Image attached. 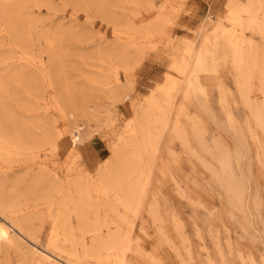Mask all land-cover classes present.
<instances>
[{
    "label": "rangeland",
    "instance_id": "374dc122",
    "mask_svg": "<svg viewBox=\"0 0 264 264\" xmlns=\"http://www.w3.org/2000/svg\"><path fill=\"white\" fill-rule=\"evenodd\" d=\"M134 1L0 0V264H264V0Z\"/></svg>",
    "mask_w": 264,
    "mask_h": 264
},
{
    "label": "bare ground",
    "instance_id": "6f19581e",
    "mask_svg": "<svg viewBox=\"0 0 264 264\" xmlns=\"http://www.w3.org/2000/svg\"><path fill=\"white\" fill-rule=\"evenodd\" d=\"M134 1V0H133ZM135 2V1H134ZM2 12V11H1ZM127 12V11H126ZM132 13V12H131ZM134 13V12H133ZM138 12H136V13H134L135 15L137 14ZM17 14L18 13H15V20H16V18H17ZM20 14V13H19ZM133 15V14H132ZM19 16V15H18ZM126 18V17H125ZM5 19V18H4ZM27 20V21H31V17L30 16H19V18H18V20ZM14 14L7 8V26H9V29L11 30V32L14 34V35H16V36H20L21 35V30L19 31L18 30V28H16L15 27V25H14ZM111 20V19H110ZM114 20V19H113ZM123 20V19H122ZM112 21V20H111ZM125 22V21H124ZM152 23V22H151ZM115 24V23H114ZM22 34H23V32H22ZM23 37V36H22ZM19 39H21V38H19ZM22 41V40H21ZM55 61V60H54ZM14 74L15 73H13L12 75L14 76ZM16 76V75H15ZM17 76H18V74H17ZM68 92V91H67ZM63 97V96H62ZM73 102V101H72ZM75 102V101H74ZM78 103V102H77ZM6 103H4V105H1V107H3L4 108V106H7V105H5ZM65 104V103H64ZM72 104H74V103H72ZM72 107H74V106H72ZM2 108V110H4ZM6 109V108H5ZM77 109V108H76ZM78 110V109H77ZM80 110V109H79ZM76 111V110H75ZM5 112H7V109H6V111ZM3 113H4V111H3ZM5 114V113H4ZM3 117H5V115L3 116ZM6 118H7V115H6ZM1 119H2V117H1ZM5 120H7V119H5ZM3 121H1L0 123H2ZM5 123H6V121H5ZM4 124V123H3ZM3 124H0V131H2V130H4V127H5V124H4V127L2 128V125ZM48 126L50 125V124H47ZM45 128V127H44ZM51 128V127H50ZM2 129V130H1ZM5 132H0V136H2V135H4L5 137H10V136H8L9 134H7V129H6V127H5ZM45 130H47V131H51V129L50 130H48V129H45ZM44 133V132H43ZM45 133H47V134H45V136H49L50 134H48V133H50V132H45ZM52 136V135H51ZM31 137H30V134H29V132L28 131H24V129H23V131L21 132V133H19V136H18V139L17 140H22V141H25V139H26V142L28 143V139H30ZM33 138V137H32ZM37 138V137H36ZM42 138L43 137H39V140L40 141H42ZM47 138V137H46ZM49 139H50V137H48ZM1 139V138H0ZM44 139V138H43ZM37 140V139H36ZM48 140V139H47ZM31 142V141H30ZM38 142V141H37ZM40 143V142H39ZM25 144V143H24ZM31 144V143H30ZM29 144V145H30ZM1 146V145H0ZM122 161V160H121ZM125 165V164H124ZM32 180H33V178H32ZM4 186V185H3ZM128 190L126 191V194L127 195H125V196H127V203L128 202H130L131 200L133 201V198H134V189H133V187H132V185L131 184H129L128 185ZM6 189V188H5ZM3 190H4V187H3ZM137 191V190H136ZM7 193V190L6 191H4L3 192V197H4V195ZM43 194V193H42ZM125 194V193H124ZM4 201V200H3ZM3 201L0 199V211H2V209H3V207H4V203H3ZM6 201V200H5ZM11 202H12V200H11ZM10 202V204L9 205H11V204H13V202L11 203ZM8 205V204H7ZM129 205V204H128ZM12 206V205H11ZM13 206H14V204H13ZM12 206V207H13ZM5 208V207H4ZM6 209V208H5ZM1 213V212H0ZM9 218V217H8ZM14 218V217H13ZM10 219H12V218H10ZM14 220V219H13ZM14 223L17 225V226H19L21 229H23V226H21V221H20V219H17V220H14ZM8 225V224H7ZM7 225L5 224V223H2V222H0V242H2V241H5V240H7V239H9V234H10V232H9V230H8V227H7ZM33 234V233H32ZM99 242V241H98ZM97 242V243H98Z\"/></svg>",
    "mask_w": 264,
    "mask_h": 264
}]
</instances>
